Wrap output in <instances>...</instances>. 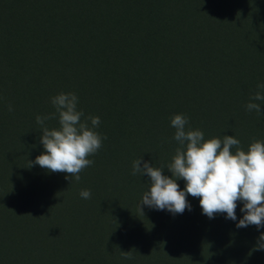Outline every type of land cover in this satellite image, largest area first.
Instances as JSON below:
<instances>
[{
  "label": "trees",
  "instance_id": "16d2710c",
  "mask_svg": "<svg viewBox=\"0 0 264 264\" xmlns=\"http://www.w3.org/2000/svg\"><path fill=\"white\" fill-rule=\"evenodd\" d=\"M260 83L264 0H0V228L9 221L0 264L14 231L36 255L49 249L52 259L30 264L195 263L191 247L176 249L186 215L140 211L150 178L133 175V162L167 168L177 114L205 139L232 135L244 150L264 141V103L261 113L246 109ZM61 92L75 93L106 137L79 182L29 164L44 152L36 117L54 113ZM241 207L229 224L246 233L257 227H236Z\"/></svg>",
  "mask_w": 264,
  "mask_h": 264
},
{
  "label": "clouds",
  "instance_id": "9594fccd",
  "mask_svg": "<svg viewBox=\"0 0 264 264\" xmlns=\"http://www.w3.org/2000/svg\"><path fill=\"white\" fill-rule=\"evenodd\" d=\"M257 91L246 104L249 112H260V101L264 103V83L257 85ZM55 112L46 116H37L41 126L40 141L44 152L35 161H29L30 167L39 165L50 172H61L74 177L79 182L80 173L94 161L88 157L102 147V137L94 129L100 124V118L87 117L77 110L78 97L75 93H59L51 98ZM9 106V111H11ZM58 119V127L49 128L46 121ZM89 120L91 126H89ZM189 121L183 114L171 119L175 129L173 139L178 143L172 162L164 167H154L141 157L133 162L132 174L150 178V188L140 200L141 205L157 210H168L173 215L191 211L187 200L190 195L199 198L202 213L208 218L215 214L226 213V219L237 220V202H242L240 211L244 213L236 224L237 228L255 225L264 227V141L254 140L244 150L240 141L232 135L223 138L205 139L199 129L186 127ZM167 169L171 176L164 175ZM185 181L180 189L178 180ZM83 199L91 197L90 190H82ZM256 250H264V233H261L255 245ZM123 258L131 260L132 252H122Z\"/></svg>",
  "mask_w": 264,
  "mask_h": 264
},
{
  "label": "rangeland",
  "instance_id": "374dc122",
  "mask_svg": "<svg viewBox=\"0 0 264 264\" xmlns=\"http://www.w3.org/2000/svg\"><path fill=\"white\" fill-rule=\"evenodd\" d=\"M191 201V211L186 209L183 212L187 216L184 217L187 234L182 233L177 240L179 246L176 249L182 253L183 249L191 247L198 258L195 263L180 264H264V250L255 249L260 236L253 233L257 228L252 227L251 231L248 229L246 233H239L235 226L229 224L232 220L226 219V213L215 214L210 219L202 213L199 198L194 199L195 202ZM8 222L6 218L2 220L0 239L4 238L3 233ZM13 236L18 242L5 255L6 261L10 259L7 264H30L31 261L37 263L38 260L49 259L48 248L44 251L39 249V254L36 255L38 248L31 241L21 238L20 232L14 231ZM79 248L83 253L89 249L82 244Z\"/></svg>",
  "mask_w": 264,
  "mask_h": 264
}]
</instances>
